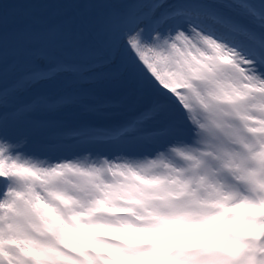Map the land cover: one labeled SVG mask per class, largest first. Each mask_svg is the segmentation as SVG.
<instances>
[{
  "label": "snow or ice",
  "instance_id": "6c2138e0",
  "mask_svg": "<svg viewBox=\"0 0 264 264\" xmlns=\"http://www.w3.org/2000/svg\"><path fill=\"white\" fill-rule=\"evenodd\" d=\"M0 264H264V0H0Z\"/></svg>",
  "mask_w": 264,
  "mask_h": 264
},
{
  "label": "clouds",
  "instance_id": "9594fccd",
  "mask_svg": "<svg viewBox=\"0 0 264 264\" xmlns=\"http://www.w3.org/2000/svg\"><path fill=\"white\" fill-rule=\"evenodd\" d=\"M182 163H185V164H187L188 162L187 161H181Z\"/></svg>",
  "mask_w": 264,
  "mask_h": 264
}]
</instances>
